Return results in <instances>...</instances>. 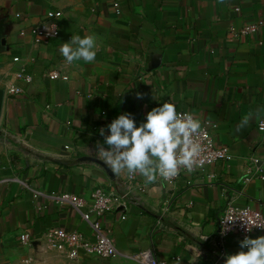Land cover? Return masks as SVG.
Listing matches in <instances>:
<instances>
[{
  "label": "crops",
  "instance_id": "obj_1",
  "mask_svg": "<svg viewBox=\"0 0 264 264\" xmlns=\"http://www.w3.org/2000/svg\"><path fill=\"white\" fill-rule=\"evenodd\" d=\"M51 10L62 12L61 35L38 42L33 27ZM0 14L9 20L0 88H20L6 94L0 120V264H138L134 256L145 250L159 264L178 257L182 264H224L241 250L244 237L233 232L220 257L219 219L230 203L264 213V180H243L251 156L264 166V132L255 120L236 131L249 108L264 105V0H0ZM250 24L257 27L243 33ZM72 35L97 37L94 62H65L59 49ZM52 70L67 78H51ZM167 101L210 122L228 158L170 183L145 185L137 175L131 183L139 204L93 216L115 256L71 259L48 248L42 234L49 227L94 235L81 212L56 195L89 200L98 186L122 190L130 182L85 159L97 158L99 129L108 135L106 126L125 112L139 126ZM259 236L264 230L251 238Z\"/></svg>",
  "mask_w": 264,
  "mask_h": 264
},
{
  "label": "clouds",
  "instance_id": "obj_2",
  "mask_svg": "<svg viewBox=\"0 0 264 264\" xmlns=\"http://www.w3.org/2000/svg\"><path fill=\"white\" fill-rule=\"evenodd\" d=\"M224 2L225 0H219L221 4ZM96 48L95 35H72L70 41L62 43L59 50L65 62L72 65L81 60L85 63L94 62ZM143 97L144 94L137 93L138 99ZM254 120H264V105L249 108L241 116L236 131L249 127ZM106 127L108 135H105V128L99 129L104 143L97 142L94 155L116 177L127 175L131 178L138 175L145 185H150L158 180L177 178L181 169L191 172L199 164L203 151L197 139L202 128L201 121L191 113L178 112L175 104L171 102L167 101L162 106L152 108L147 112L146 120L139 126L132 114L125 112ZM261 131H264V128H261ZM104 145H107V148ZM232 221L224 222L227 225ZM228 230L230 229L225 227L222 234ZM251 230L247 225V231ZM206 238L207 236L203 240ZM239 245L241 250L227 254L224 264H264V236H245ZM176 264H182L179 257Z\"/></svg>",
  "mask_w": 264,
  "mask_h": 264
},
{
  "label": "built area",
  "instance_id": "obj_3",
  "mask_svg": "<svg viewBox=\"0 0 264 264\" xmlns=\"http://www.w3.org/2000/svg\"><path fill=\"white\" fill-rule=\"evenodd\" d=\"M61 15V11H48L44 18L33 27L32 32L38 42L49 43L60 37L61 28L59 18ZM256 27L257 24H250L243 27L241 31L247 33L253 31ZM18 59V57L15 58V60ZM48 75L51 78H67V76L62 75L58 70H52ZM5 91L6 94L16 95L20 93V88L14 84H9ZM179 112L184 113L185 111ZM210 125L211 123L208 121L202 124L200 134L197 137L203 148L201 156L199 157V164L194 167L191 172L181 169L177 178L165 182H173L182 174L193 173L207 165L217 162L218 160L228 158V149L215 144L211 134ZM261 128H264V120L259 121L258 123V129L263 133L264 131H261ZM262 161L263 160L259 156L250 157L247 172L243 179L245 182L251 181L253 178H261L264 180V166L262 165ZM134 179L135 177H129L130 182H128L122 190L107 189L98 186L92 192L89 200L71 192L56 195L55 199L58 202L69 203L72 207L81 212L83 218L91 224L94 235L90 236L85 232L68 230L64 227H49L42 234L45 238L47 247L64 252L66 256L71 259L78 258L82 252L101 258H111L115 256L117 254V249L113 240L103 232L100 219H95L93 216L101 217L110 212L125 213L129 204H139L141 202V197L137 192H134L136 188L135 185H132L131 183ZM145 189V186H140L141 191H145ZM87 204L88 211H83L82 208ZM123 217L125 216L123 215ZM227 220L233 221L226 225L224 221ZM244 222L252 228L250 232L247 231V225ZM225 227H228L230 230L225 234H222ZM262 227H264V213L261 210L252 208L248 205L239 206L233 203L228 204L219 219L218 248L220 257L225 256L222 246L231 233L238 232L243 237H251L255 232L263 231L264 228ZM30 239L31 237L29 233L24 232L21 234V240L23 243L28 242ZM134 259L138 264H159V261L152 250L142 251L136 254Z\"/></svg>",
  "mask_w": 264,
  "mask_h": 264
},
{
  "label": "water",
  "instance_id": "obj_4",
  "mask_svg": "<svg viewBox=\"0 0 264 264\" xmlns=\"http://www.w3.org/2000/svg\"><path fill=\"white\" fill-rule=\"evenodd\" d=\"M8 27H9L8 16H4V15L0 14V52L9 47L8 38H7ZM5 98H6V91L4 88H0V120H1L2 112H3ZM85 159L93 160V161H96V162L102 164L106 168V170L111 175H113L111 170L109 168H107V166L104 165L103 162H101L97 158L87 156V157H85Z\"/></svg>",
  "mask_w": 264,
  "mask_h": 264
}]
</instances>
